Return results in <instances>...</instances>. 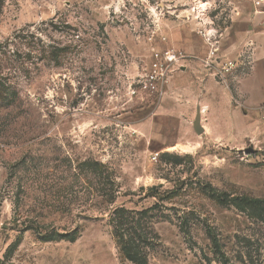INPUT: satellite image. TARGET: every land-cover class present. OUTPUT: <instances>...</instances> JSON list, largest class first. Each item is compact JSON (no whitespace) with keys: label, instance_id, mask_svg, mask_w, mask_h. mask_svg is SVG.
Wrapping results in <instances>:
<instances>
[{"label":"rangeland","instance_id":"374dc122","mask_svg":"<svg viewBox=\"0 0 264 264\" xmlns=\"http://www.w3.org/2000/svg\"><path fill=\"white\" fill-rule=\"evenodd\" d=\"M251 11L252 0H0V264H133L124 230L143 239L146 264H264V63L252 75L235 35ZM157 51L183 66L144 90Z\"/></svg>","mask_w":264,"mask_h":264},{"label":"built area","instance_id":"2783aa9c","mask_svg":"<svg viewBox=\"0 0 264 264\" xmlns=\"http://www.w3.org/2000/svg\"><path fill=\"white\" fill-rule=\"evenodd\" d=\"M254 12L262 16V26L264 27V0H252ZM198 34L204 39L208 46L210 58H214L219 50L218 42L212 30L201 29ZM185 59L181 53L175 51H157L152 55V61L144 77L137 81V84L144 90H157L165 86L174 73L182 68ZM225 68L224 70H226ZM228 71V70H227ZM136 90L131 89L130 95H135ZM260 119L264 121V104L259 107Z\"/></svg>","mask_w":264,"mask_h":264},{"label":"crops","instance_id":"0c3cea01","mask_svg":"<svg viewBox=\"0 0 264 264\" xmlns=\"http://www.w3.org/2000/svg\"><path fill=\"white\" fill-rule=\"evenodd\" d=\"M235 35L238 37L241 47L243 46L252 52L253 75L259 65L264 63V27L262 26V16L255 14L254 11L244 14L239 21ZM218 48L220 49L219 45ZM252 75L245 81L244 86L251 82ZM244 86L241 87L240 91L244 92L246 98H248L249 94L245 91ZM260 103L264 102L258 101L253 106Z\"/></svg>","mask_w":264,"mask_h":264},{"label":"trees","instance_id":"16d2710c","mask_svg":"<svg viewBox=\"0 0 264 264\" xmlns=\"http://www.w3.org/2000/svg\"><path fill=\"white\" fill-rule=\"evenodd\" d=\"M8 44L9 43L7 41L0 43V58L3 54V52L5 51V49L8 47ZM48 59H50L56 63L59 60L58 56L55 55L53 52L49 53ZM116 213H118V212L116 211ZM121 220H122V216H121ZM120 225H121V223H120ZM125 231H127V230H124L123 232L125 233ZM123 232L116 231L117 244H118L119 253L121 254V256L124 259L132 262L133 264H146V258L138 250H136V246H135L136 242L133 239H131L130 237L129 238L126 237V235H124ZM72 234L73 233L67 234V235H61V237L62 238H70ZM73 240L74 239H72V238L70 239V241H73ZM137 241H138V243H136V244H141V243L144 244V241L140 236L137 237Z\"/></svg>","mask_w":264,"mask_h":264},{"label":"water","instance_id":"95a60500","mask_svg":"<svg viewBox=\"0 0 264 264\" xmlns=\"http://www.w3.org/2000/svg\"><path fill=\"white\" fill-rule=\"evenodd\" d=\"M193 129H194L195 133L198 134V135L204 133V129H203V127L200 124V116H199V114L196 116V119H195V121L193 123ZM253 152H254V150H252V149L244 150L245 154H251Z\"/></svg>","mask_w":264,"mask_h":264},{"label":"bare ground","instance_id":"6f19581e","mask_svg":"<svg viewBox=\"0 0 264 264\" xmlns=\"http://www.w3.org/2000/svg\"><path fill=\"white\" fill-rule=\"evenodd\" d=\"M202 112H204V111L202 110Z\"/></svg>","mask_w":264,"mask_h":264}]
</instances>
